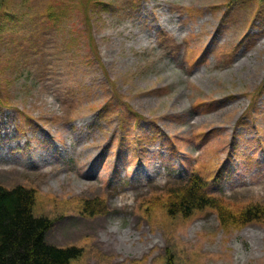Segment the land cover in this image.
Listing matches in <instances>:
<instances>
[{
  "label": "rangeland",
  "instance_id": "rangeland-1",
  "mask_svg": "<svg viewBox=\"0 0 264 264\" xmlns=\"http://www.w3.org/2000/svg\"><path fill=\"white\" fill-rule=\"evenodd\" d=\"M0 184L70 264H264V0H2Z\"/></svg>",
  "mask_w": 264,
  "mask_h": 264
},
{
  "label": "trees",
  "instance_id": "trees-1",
  "mask_svg": "<svg viewBox=\"0 0 264 264\" xmlns=\"http://www.w3.org/2000/svg\"><path fill=\"white\" fill-rule=\"evenodd\" d=\"M202 188V179L193 176L183 188L177 189L179 196L168 203V214L189 216L196 209L214 207L216 200L204 194ZM34 204L32 189L17 186L8 190L0 185V264H70L81 250L49 245L45 235L52 222L35 217L32 212ZM252 212L254 217L264 214L263 210Z\"/></svg>",
  "mask_w": 264,
  "mask_h": 264
}]
</instances>
